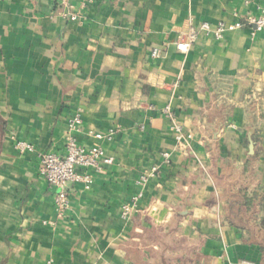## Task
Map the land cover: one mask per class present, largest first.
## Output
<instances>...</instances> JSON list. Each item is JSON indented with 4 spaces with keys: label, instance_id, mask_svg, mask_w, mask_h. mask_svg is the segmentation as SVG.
I'll list each match as a JSON object with an SVG mask.
<instances>
[{
    "label": "crops",
    "instance_id": "obj_1",
    "mask_svg": "<svg viewBox=\"0 0 264 264\" xmlns=\"http://www.w3.org/2000/svg\"><path fill=\"white\" fill-rule=\"evenodd\" d=\"M72 3L74 21L57 0H0V264H263L226 214L231 189L264 191V33L177 41L191 21H243L264 0ZM166 106L192 135L184 149ZM70 132L84 146L111 134L99 143L112 161L89 189L69 183L60 212L39 154L63 153ZM140 193L143 211L123 219Z\"/></svg>",
    "mask_w": 264,
    "mask_h": 264
},
{
    "label": "built area",
    "instance_id": "obj_2",
    "mask_svg": "<svg viewBox=\"0 0 264 264\" xmlns=\"http://www.w3.org/2000/svg\"><path fill=\"white\" fill-rule=\"evenodd\" d=\"M58 4L64 8L63 15L70 20H77L78 13L74 10L72 0H57ZM250 26L253 34L264 33V6L259 8L258 14H250L243 21L227 22L221 20L216 24L203 21L196 26L192 21L189 27L183 31L177 41V49L179 51H187L200 38V36H209L216 39H223L226 33ZM153 55H157V51H153ZM163 114L171 120V128L175 134L176 146L178 149H184L190 144L192 135L186 134L183 127L178 122L176 115L170 106L163 109ZM82 124L81 110L77 111L73 117L69 119L70 131L77 130ZM92 136L96 141L90 146H84L78 143L76 137L68 134L65 142V150L63 153L48 151L40 153L41 172L45 179L55 188L54 202L60 212H63L70 202V192L68 184L82 183L84 188L89 189L94 182L92 171H100L103 163H110L112 158L106 154V151L99 143L102 139H111V134L93 133ZM15 148L20 152H35V145L29 141L19 140L15 143ZM165 162L170 163L171 154L168 151L162 153ZM159 167L153 166L145 171L140 177V183H147L150 178L154 177ZM142 194L134 197L131 202H126L121 207V217L130 219L143 210L140 206V198Z\"/></svg>",
    "mask_w": 264,
    "mask_h": 264
},
{
    "label": "trees",
    "instance_id": "obj_3",
    "mask_svg": "<svg viewBox=\"0 0 264 264\" xmlns=\"http://www.w3.org/2000/svg\"><path fill=\"white\" fill-rule=\"evenodd\" d=\"M253 139L257 142L259 137L254 135ZM245 171L248 174L251 171V159ZM250 174L257 177L255 172ZM226 219L241 230L246 241L258 242L264 255V191L260 185L251 187L249 184H241L231 189L228 192Z\"/></svg>",
    "mask_w": 264,
    "mask_h": 264
}]
</instances>
